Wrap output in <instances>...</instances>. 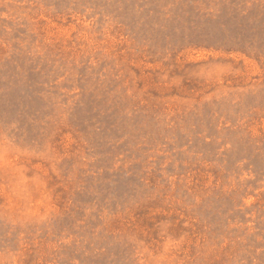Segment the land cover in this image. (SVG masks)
I'll use <instances>...</instances> for the list:
<instances>
[{
  "label": "rangeland",
  "instance_id": "rangeland-1",
  "mask_svg": "<svg viewBox=\"0 0 264 264\" xmlns=\"http://www.w3.org/2000/svg\"><path fill=\"white\" fill-rule=\"evenodd\" d=\"M0 264H264V0H0Z\"/></svg>",
  "mask_w": 264,
  "mask_h": 264
}]
</instances>
